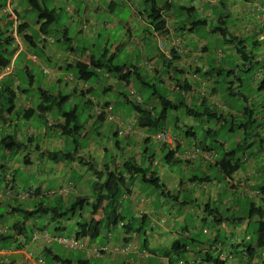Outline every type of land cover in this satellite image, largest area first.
<instances>
[{"label":"crops","instance_id":"obj_1","mask_svg":"<svg viewBox=\"0 0 264 264\" xmlns=\"http://www.w3.org/2000/svg\"><path fill=\"white\" fill-rule=\"evenodd\" d=\"M104 1L105 0H100L95 5L94 10H100L101 3ZM108 1L112 3L111 0ZM24 3L23 0H0V29L2 33H5L7 23H11V27L8 29L10 31L7 34H11L13 31V14L19 18L21 23H26V20L19 15V12L25 11V9L20 10ZM218 6L223 8V15H215L214 9ZM158 7L162 13V20H164V31H155L151 21L148 19L146 10L143 13H139L138 20H135V26L132 24V20H128V22L125 23L120 33V40L112 45V50H107L103 64L104 62L110 64L109 62L111 60L115 63L116 52L124 47L128 57L138 52L142 62L141 65H137L135 62H126L123 64L127 67L138 68L139 71L140 68L144 67L147 76H151V78L154 80L156 79V81L163 80L162 83L165 85L164 87H166L168 91L174 93V95L178 93L183 97L190 96L189 104H186L187 110L193 109L191 106L193 97L197 94L200 95L198 102L202 106H205V102L210 104L218 101L215 100L217 99L216 95L209 96L211 94L210 88H212L211 86L215 81L214 79H210V77H208L209 75H207L210 69L207 60L208 44L204 42L205 38L195 40L193 36L199 32L197 28L194 29L196 26L195 22L199 20L206 21V24L201 26L207 29L205 31L210 35H216L213 32V29L216 27L212 28V24H215L214 26L220 25L222 28H225L228 36L238 41H244L246 39L245 34H257L260 36L259 34L262 33L259 26H264V6L259 4V0H164ZM8 14H12V16L10 17ZM75 20L81 19L76 16ZM85 23L87 24L89 21L85 20ZM97 25L98 22H94V27L90 35H85L87 32L82 33V35L88 38L92 34H95ZM33 28L32 30H37L36 25H34ZM82 28L85 29L86 25H82ZM111 28L113 27H110V29ZM139 29H143L147 37L152 38V42L156 46V54L154 56L152 55V50H147L146 38L135 35L136 31ZM97 35V37H99V34ZM122 39L124 40L123 42H121ZM219 39L226 43V40L223 38L220 37ZM18 40L22 39L17 37L15 43L9 47L12 50V62L16 63L17 60L19 62L18 67L15 63L13 64L11 62L13 64V69L9 77L14 74L15 70H23L24 67H27L28 71L32 74V68L28 66L27 62L33 63L38 67V71H42L41 73H44L43 70H47V66L49 65L52 69L51 73H49L48 83L50 88L52 85L56 87L54 93H62L61 88L68 87L73 97H68V100L64 101L65 103L73 101L75 97H82L85 99L83 105H87L90 109L86 126L94 125L98 122L99 115L97 112H102L104 114L105 110L110 108L111 113L116 116V120L113 121L117 124L116 133L122 130L126 132V135H123L124 143L117 142L114 144L113 150L116 153V157L111 156V160L109 161L106 159V154L113 151L111 149L112 146L108 145L104 148L101 146L96 147V145L93 144L90 145L93 148H91L90 151L89 149L87 150V157L74 154L73 159L69 158L68 160H63L61 157H58L54 160V153L57 152L60 156L63 154L60 148L63 146L62 143H65V135L62 133V130L55 127L64 124L63 118L60 115H57L55 120H53L52 117L51 120H48L53 111L51 109L50 111L46 110L44 113L37 112L32 118L45 121L44 132L40 131L39 128L36 131L39 135H42L43 138V143L40 147L38 143H36L38 141H35L38 137L34 135L31 127L25 125L26 123H30L32 119L23 121L19 118L20 111L23 112L34 108L31 104L32 99H30L28 95L17 96V100H13V103L15 101L14 106L11 107L7 113L0 109V140L10 135L15 137L16 140L23 145L21 149L26 148V151L27 147H33L31 154L26 153L22 158H20L18 154L21 149L8 152L0 148V154H2V157H0V204L7 207L6 213L12 217V222L7 223L3 219L4 216L0 214V227L3 230L6 229V233H0V264H27L26 255L28 253H31L34 257H42L47 264H52L54 261H57L55 256H60L54 249L55 245L59 246L62 251H67V253L71 252L56 243L46 244L43 241L37 243L30 241L33 231H44L45 229H38L32 226L28 234L25 224L30 223L32 225L33 222H36L35 218L39 217L41 214L37 217L27 219L25 222L24 220H16L15 218L18 216L24 218V212H31L38 209L35 208V206L42 203L45 197H47L48 206L54 211L53 216L56 217H61L59 205H62L64 212L72 205L69 204L67 200L71 198L73 193H75V201L81 197H88V205L84 207L82 212H74L72 215L66 213L65 217L58 218L57 220L59 226L55 230L63 231L64 226L62 223L68 221L74 227V235L70 237H75L79 231L78 224L84 221L88 222L91 219L93 206L97 203L95 199L96 190L93 184L97 183L96 187L99 188L105 180L106 172L112 170L121 173L123 179V191L117 211L120 216L123 217V220L119 222L121 226L109 228L102 227L106 231L105 235L101 234V228L100 234L95 240H89L87 237L85 239L88 240L89 246H104L107 244L117 246L129 245L132 252L127 255L107 254L102 256V258L96 259L88 258L83 251H78L81 254V258H79V256L73 258H63L60 256L63 261L67 260V263L64 264H212L208 261L209 258H218L225 264H264V244L261 247L257 245V236H255L253 240L250 237H245L246 239L250 238V243L245 241L244 236L247 235L245 234L247 231L245 219L240 216L231 218L224 217L223 211L212 207L213 202L217 204L224 190L225 192L227 191V194L228 191H230L231 197L228 199L225 194L224 201L221 202L222 206H229L228 203L232 201L231 199L235 201V197L239 200L250 198L259 201L261 203L260 205H256L255 203L252 204H255V207H261L263 209L261 214L263 219H260V213L256 211L252 217L248 216L247 222L254 223L258 227L260 221H264V188L260 190V187H264V181L260 179L264 166V143L261 144L260 147L256 145L254 150L251 149L249 155L241 157V169L235 172L228 180L225 179V176L219 171L218 167H215V163L219 158L218 156L214 162H209L202 157H197L195 159L200 160L204 175H189L185 182L179 180L177 177H173V173H171L169 179L167 175H165V179V168L162 166L161 169L156 172L154 166H158V164L154 162V158L149 159L147 153L146 147L153 139L154 133H151L147 129L138 128L135 121V112L133 111L128 118L122 106V104H129V96L135 93V78L132 77L127 83L121 82L117 76H112V79L110 74H108L107 67L103 65L102 73L99 72V76L95 78L100 81L95 85L87 83L88 87L83 89V84L80 81L76 80L73 83H69L66 80V77L69 76L64 74L73 68L72 66L75 62H82L84 64L92 62L93 55L87 52V48H82L79 53L73 47L62 50L54 47L55 43L49 44L43 42L40 40L39 36L33 39L37 48L29 44L20 48L21 43L18 42ZM64 41L70 42V39L67 38L64 39ZM159 42L163 43L169 51L172 50L176 52L178 60L173 61L172 66H167L162 56L163 54L158 49ZM174 42L179 43V48L175 49L172 47ZM256 42L257 41L254 40V45L257 46ZM224 46L225 49L217 51L218 56L222 55V59L223 54L226 52L228 57L236 56V59L240 60L238 64H241V59L233 48V45H227L226 43ZM37 49H42L41 57L43 60L39 59L40 56H38V53L37 55L34 53ZM30 55H35L37 60L35 62L31 61L29 59ZM110 57L111 60L109 61L108 59ZM12 64H10V66H12ZM174 66L178 67V70H181L179 72H184L185 74H183L186 75L187 78L191 76L194 82L192 84L193 86L195 85L194 88H191V85H189L190 87L186 92L185 88L187 83L184 88L175 80V77H169V74H178L177 71L174 70ZM220 66L219 64L216 65V67ZM104 71L106 73H104ZM163 71H166L167 74L163 75ZM100 74H102V76H100ZM201 74H203V79L201 78ZM31 76L34 82V73ZM255 76V82L260 83L263 76L260 77L259 74ZM162 77L164 79L167 78L166 83ZM15 78L16 77L13 79L10 78L12 81L11 88L18 85V80ZM6 79L7 77L4 78L0 76V85H2L4 81L6 84ZM106 79L108 80L107 82ZM102 81L104 82L103 86H101ZM33 82L31 83V81H29V85H33ZM258 86L259 84L257 83V87ZM98 89L101 90V94H110L113 91L117 94L115 98L112 96L113 101H99L92 96L93 92ZM169 98L172 99V97ZM3 102L4 99L0 97V103L2 105ZM220 103L222 102L220 101ZM262 111H264V108ZM230 112L227 114H231L233 118L238 120L242 118L240 113L235 111ZM178 113L179 111L170 114L174 124L173 126H169L168 130L165 128V132L169 133L172 138H175L176 145L171 149L174 150L178 145V147L175 148L176 153L174 157L176 160H179L180 163H174L172 159L168 158L169 161L165 160V164L171 166L183 163L185 166L191 167L195 160L190 162L187 160L185 161L183 156L185 152L192 150L194 147L203 149L206 145L202 143L198 147V145L191 143V139L193 140L196 138L195 133L192 132L193 128L197 126L198 117H190L188 115L187 118L185 117L182 126H180L181 117L178 116ZM225 113L226 109H224V114ZM202 116L208 117L206 113H203ZM106 120H108L107 117ZM106 120H104V122H106ZM20 124L23 126L22 128H20ZM182 127L186 130L185 134L181 130ZM257 128L259 132H262L258 133V135L264 138V125H259ZM47 129H50L52 133L53 131L55 132L52 135L53 138H50V136L47 137ZM204 131L205 133L210 132V128L206 127ZM183 134L187 141L189 140L188 144L187 141L183 140ZM188 135H193V138L189 139ZM159 150L165 151L164 146L160 145ZM212 151L214 152L212 149L208 152ZM80 152L85 154V150H81ZM91 152H93L94 158L90 155ZM140 153L142 155L141 157ZM17 157L18 159H16ZM147 158L148 161L146 160ZM130 159H134L136 165L139 166L144 164L142 162L143 160H146L148 164H144V168H149L151 172L154 171L157 174L162 188L155 189L153 186L145 185L137 179V175H130L128 172L123 171V165ZM207 168L209 170H207ZM20 169H23L25 173H32L34 171L38 177L46 175L49 181L53 180L58 183V190L69 185H72L73 188L71 192L66 195L67 197L51 196L50 194L53 193L52 191L48 192V196L45 195L44 197L40 195L41 192H39L38 196L36 195L22 202L16 198L7 197L5 190L8 187H13V190L17 193L16 190L19 181L16 174ZM73 169L78 171L81 176V183L78 184V188L69 180V176ZM213 169L218 171L219 175L226 181L225 184L211 179V172L209 173V171ZM96 173L100 174L101 177L96 176ZM196 186L197 189L195 188ZM223 188L225 189L223 190ZM187 193H193L194 200L191 201L186 199L188 195L185 194ZM41 197H43V199H40ZM53 197H56V200L59 199L57 202L60 203H54ZM234 209L233 212H237V206ZM230 211L231 208L229 206L224 212H228L227 214H229ZM50 213H52V211L46 215L51 219L53 216H51ZM127 215L130 217L127 218ZM93 217L95 220H100L102 217V206L98 208L97 213ZM18 221L24 222L23 227L25 228V232L21 235H17L19 226L15 229ZM177 224H179L178 228H176ZM209 226L211 227L209 228ZM240 226H242V228H240ZM244 226H246V229H244ZM198 228H200L201 234L208 236L206 240L200 238L197 232ZM114 230H117L116 234L113 233ZM141 232L144 236V243L139 244L134 242L133 236H138ZM257 232L258 231L255 230L256 234ZM223 235L224 237L221 241L220 237ZM230 237H234L236 242H234V239L230 241ZM97 239H99V241ZM135 251H138L139 255L136 254Z\"/></svg>","mask_w":264,"mask_h":264},{"label":"rangeland","instance_id":"obj_2","mask_svg":"<svg viewBox=\"0 0 264 264\" xmlns=\"http://www.w3.org/2000/svg\"><path fill=\"white\" fill-rule=\"evenodd\" d=\"M47 4L50 5V7L56 8L57 11H59V20L57 21V23L54 25V27H52V30L50 31V35L51 38L55 41L54 47L58 48V49H62V50H67L70 47H73L74 49H76V51L79 53L81 51L82 48H87V50H89V53L91 55H94L98 58L101 57L103 51L106 50H112V45H114L115 43H117L120 40V33L123 29V26L125 25V23L128 22V20H132V24L135 26V20H138V14L139 13H143L145 10H148V6H146L142 0H111L112 3H110L108 0H105L104 2L101 3L100 6V10L95 11L94 7L95 5L100 1V0H46ZM164 0H156L157 4L160 5ZM259 4L261 6H264V0H259ZM87 6V7H86ZM24 10L27 9V5L26 3L23 4L22 8H20V10ZM68 9V10H67ZM86 9V11H85ZM19 10V11H20ZM215 10V15L217 16L218 14H224V10L221 6H218L217 8L214 9ZM20 17L24 18L26 20L27 23L30 24L31 29H34L33 26L35 25L34 23L37 21V16L35 13L29 11L28 9L26 11H21L19 12ZM78 16L79 19L81 20H75V17ZM185 17V16H184ZM85 20H88L89 23H85ZM94 22H98L97 25V31L95 32V34H92L90 37L85 38V36L82 35V33L89 34L92 33V29L94 27ZM84 23V24H83ZM105 24V25H104ZM82 25H86V28L83 29ZM215 24H212V28L213 27H217L214 26ZM8 29H10L11 27V23L10 25H8ZM110 27H113L110 29ZM63 28H67V38L70 39L69 41H64V34H63ZM260 31H262L261 34H259L260 36H258L257 34H245L246 39L244 40L245 45L247 46V50H252L253 54L256 55L255 60L252 61L250 60V63L252 64L251 69L249 71H245V69H243V67H241L240 65H238V68H235V74L237 75V77L239 76L242 79V86L241 87H237L238 84L236 82H234V84H230V82L234 79V78H230L228 79L227 76L224 78L223 76H221L219 78V83L215 86V88L218 89V97L215 100L218 105H221L222 103H220L219 100H223L225 102V104L227 106H239L241 107L242 101H239L238 98L235 97H229L228 94L229 93H235L237 91H239L241 94H244L247 96L248 98V105L253 107H249L253 109V119L256 121V124H261L264 123V111H262V108L264 107V93H259L258 91H256L257 88V83L259 82H255V78H256V74H259L260 77H262L264 75V26H259ZM199 32L194 34V38L195 40H201L204 39V42H206L208 44V66L209 67H214L217 64L221 65V66H225V67H235V65H237L240 60L236 59L237 57H228L227 53L225 52V54H223V58L221 59V56H218L217 51L221 50V49H225L224 45H226V43H224L221 39H219V35H210L208 33H206L205 28L200 27L198 28ZM32 33L34 34H38L36 31L31 30ZM99 34V37H97ZM135 35L142 37V38H146V43H147V50H152V55L154 56L156 54L155 51V44L152 42V38L151 37H147L146 32L143 31V29H139L138 31H136ZM110 39V41H109ZM254 40L258 41V47H256L254 45ZM109 41V42H108ZM124 40L122 39L121 42H123ZM19 42H23V41H19ZM108 43V44H107ZM230 43V42H229ZM25 46L27 43H23ZM206 44V45H207ZM228 45V43H227ZM228 48V47H227ZM233 48L235 49V44H233ZM10 52H8V54H5V56L11 60L12 62V50L11 48H9ZM116 58H115V63L117 64H123V63H131V62H135L137 65H141V58L139 57L138 52H135L134 54H132L130 57L127 56V54L125 53V49L124 47L121 48L118 52H116ZM39 56L41 57L42 55L39 54ZM39 59L43 60L42 57ZM254 62H257V64H255ZM13 64L15 62H12ZM28 63V66L30 68H32V74L34 73V82L33 85H29L28 83V79L26 78V75L24 73L23 70H15L14 74L10 77L11 79L14 78V76L17 79H20L21 82V87L22 89H27V95L30 99H32V106L35 108L37 107L41 101L42 98L40 96L39 90H45L49 93H54L56 91V87L54 85L51 86V88L49 87V73H51V67L48 65L47 66V73L48 74H44L41 73L42 71H38V67H36L33 63ZM47 63V62H46ZM243 63V62H241ZM13 64H12V69H13ZM18 60L16 61L15 65L18 67ZM248 65V64H247ZM140 73L144 76L146 82L150 83V84H154L155 87H146V86H142L141 84L135 82V93H137L135 96L140 98L142 100V103L144 105H149V106H154L157 109L160 108L159 105V99H157L156 94H161V95H165V96H170L172 97V99H174L176 102H181V101H185L186 104H189V100H190V96H186L183 97L182 95H179L177 93V95H174V93L168 91L166 89V87H164V84H160L156 81V79L154 80L153 78H151V76H147V72L144 69V67L140 68ZM163 75H166L167 72L163 71L162 72ZM64 75L67 76H73L76 78V70L75 69H71L68 72H66ZM201 78L203 79V74H201ZM100 76H102V74H100ZM114 75H110V77L113 79ZM168 77V76H167ZM169 77H175V79L177 80V82L179 84H181V86H185L186 84V88L185 91H188L189 85H191V88H194L195 85L193 86L192 83L193 80L191 79V76L187 78L186 75H181V74H174L170 75ZM162 79H164L162 77ZM225 79V80H223ZM192 80V82H191ZM99 79H93L92 81H89L88 83H90L91 85H95L99 82ZM108 80L106 79V82ZM167 78L164 79V82L166 83ZM105 82V80H104ZM104 82L102 81L101 86L104 85ZM174 82V81H173ZM190 83V84H189ZM189 84V85H188ZM233 86V91L231 92L230 89ZM118 88V87H117ZM197 90V89H195ZM118 91V90H116ZM61 92L63 95H67L70 98H72L73 96H71V92L69 90L68 87H62L61 88ZM210 93H211V89H210ZM116 92L113 91L110 94H101V90H97L95 92H93L92 96L99 100V101H113L112 100V96L115 98L116 96ZM214 95V94H210L209 96ZM200 95L197 94L195 97H193V102H192V108L195 109V111L199 114L203 113L204 107L202 105L199 104L198 100H199ZM133 97L129 96V101H133ZM221 100V101H222ZM85 102V99L82 97H75L73 98V101H68L64 104H62L61 106H57V105H53L52 106V112L50 114V117L48 118V120H51V117L53 118V120L56 119L57 115H59L61 113V111L63 112H67L69 110H71L73 107H75V105L77 106V111L79 114V123L82 125V129L80 130L79 135L76 136H72V135H68L66 137H64L65 143L63 142V146L60 148L61 151H63V153H72V154H77V155H83V157H87V150L89 149V151L91 150L90 145H96V147H107L108 145H111V149L113 150L114 148V144L119 142V143H124V137L123 135L118 134L117 132V136L115 135L116 131H117V124L115 122H109L106 121L104 123H97L94 125H89L86 126L87 121H88V117H89V113H90V109L88 108L87 105H83V103ZM46 105H48V103H46ZM123 109L125 111V115L126 117H130V114L133 113L132 107L130 106V104H122ZM243 106L246 107L247 105L245 103H243ZM218 107V106H217ZM215 107L214 109L212 107L211 110H214L215 112L219 113V109L220 107ZM210 109V108H208ZM251 109V110H252ZM186 109L185 108H180L179 110V115L181 117L180 119V126H182V123H184V119L185 117L187 118L186 115ZM258 118V119H257ZM197 126H195L193 128V132L196 135V138H194L193 140L191 139V143L198 145H201L202 143H205L206 146L210 147L211 149H213L216 154H218L217 156L220 158L223 155V151H220L219 149H216L215 146H217L216 142L222 143L224 144L226 147L231 148L232 145H234L236 142H238L239 144H244L245 140L248 139L247 135L251 136L254 133V126L249 127V129L246 131L247 135L245 132L234 129L233 132H230L228 127L226 128H221L215 120L213 119H207L204 116H200L197 118ZM249 115H247L246 120H249ZM52 120V121H53ZM239 122V121H237ZM45 121L38 119V118H34L30 121V123H26V126L31 127L34 135H36L38 138L35 141H38L36 143H38V145L41 147L42 146V135H39L37 131V129L39 128L40 131L44 132V128H45ZM174 121L171 120V117L169 115L167 123H166V130H168L169 126H173ZM23 126L20 124V128H22ZM212 128L213 130H215L216 134L214 136L211 137H207L206 133H205V128ZM48 133H47V137L50 136V138H53V133H55L53 131H50V129H47ZM85 130L87 132V137L83 138L82 134L84 133ZM183 131V133L185 134V129L184 127H182L181 129ZM151 133H153L154 131H150ZM72 133V130H71ZM155 133V132H154ZM159 133V132H157ZM156 133V134H157ZM262 133V132H259ZM154 134L153 137L156 135ZM184 134L183 136V140L187 141V139L185 138ZM252 141V140H249ZM189 143V140L187 141V144ZM160 143H158L154 138L150 141V143L147 145V153L148 156L151 158H154V162L156 164H158V166H154L155 171H159L161 169V167L163 166L165 168V172L164 176L167 175L168 179L170 177V174L173 173V177H177L179 180L182 181H187L188 176H193V175H198L201 176L203 174L202 172V167H201V163L200 160L197 159L194 161L193 166L191 167H187L185 166L183 163L180 165H171V166H167V164H165V158H166V151H160L159 147H160ZM260 146V142L258 140H256L255 145L253 146V150L255 149V146ZM32 148L33 147H27V150L25 151L26 148L21 149L18 154L19 157L22 158L25 156V154H31L32 152ZM240 148L242 149V147L240 146ZM240 149V150H241ZM81 150H85V154H82V152H80ZM240 150L237 151L236 155L237 157H240ZM17 153V152H16ZM142 153V152H141ZM140 153V157L142 156ZM92 156V158H94L93 152H91L90 154ZM17 156V155H16ZM111 156L116 157V153L114 152V150L111 152H108L106 154V159L109 161L111 160ZM0 157H2V154H0ZM218 158V160H219ZM18 159V157L16 158ZM217 159V158H216ZM141 160V158H140ZM217 160V161H218ZM1 161V160H0ZM145 165H147V161L143 160L142 161ZM207 170H209L207 168ZM19 172H17L16 176L17 179L19 181V185L17 188V193H28V192H33V190L39 189L41 192V195L46 194L50 191L52 192H57L58 191V183L56 181H49L48 177L45 176H40L38 177L36 175V173L33 171L32 173H25V171L22 169L18 170ZM211 172V173H210ZM162 173V170H161ZM210 175H211V179L213 180H217L219 182H221L222 184H225V180L222 178L221 175H219L218 171H216V169H213L212 171H209ZM204 175V174H203ZM80 178L81 176L79 175V172L76 171L75 169L72 170V173L69 176V180L78 188V184H80ZM53 179V178H52ZM138 180H140L139 176L137 178ZM166 179V176H165ZM262 181H264V174H261V178ZM195 186V185H194ZM148 187V186H147ZM144 188V186H143ZM142 188V189H143ZM146 188V187H145ZM197 189V186L195 187ZM151 189V188H150ZM195 189V190H196ZM225 188H223L224 190ZM222 193V192H221ZM54 193H51L50 195L53 196ZM193 193H187L185 195H188V197L186 199L188 200H194V197L192 195ZM225 194L227 195L226 198H230L231 196V192L227 191L221 194L220 199L218 200L217 204L215 202L212 203V207L213 208H217L220 211H223V216L224 217H234V216H240L243 219H245V224L247 225V231L244 236V238L246 237H250L252 240L255 238L256 233L255 230L258 229L257 225L254 223H248L247 219H248V213L250 211V206L251 203H255L256 205H260L261 203L259 201L256 200H252L250 198H246V199H237L235 197V201H233L234 199H231L232 201H230V203H228V205L231 208V211L229 212V214H227L228 212H224L226 211V208H228L229 206H222L221 202L224 201L225 198ZM48 196V194H47ZM55 196H60V195H55ZM62 197V196H61ZM67 197V196H66ZM47 197H45L43 199L44 203H47L48 200L46 199ZM75 193H73L71 195V198H69L67 200V202L69 204H72L75 200ZM54 200V203H59L56 200V197L52 198ZM19 201H21L20 199H17ZM38 200V199H37ZM27 201V200H26ZM201 201V200H200ZM22 202V201H21ZM26 204V203H25ZM237 206V212H233V210H235L234 208ZM200 206V205H199ZM7 207L3 204H0V214H2L4 216V220L7 223H11V215H7ZM130 215V214H129ZM127 215L126 217L129 218L130 216ZM229 215V216H228ZM70 218V217H69ZM16 220H21L23 221V217L18 216L15 218ZM36 222H33L32 225L29 224H25L26 226V230L29 234V230L31 229L32 226L38 228V229H45L47 230V232L49 234H53L52 236H62V237H70L72 235H74V227L73 225H71L68 221H65L63 224L64 226V230L60 231V230H55L56 228H58L59 224L57 221H53L52 219H50L47 215H40L39 217L35 218ZM148 227V226H146ZM179 227V224H177V227ZM211 226H209L210 228ZM240 228H242V226H240ZM232 229V228H231ZM244 229H246V226H244ZM117 230H114L113 233L116 234ZM197 232L200 235V238L203 240H206L208 238L207 235L201 234V230L200 228H198ZM101 234H106L105 229L102 228L101 230ZM224 235L220 237L221 241L223 239ZM245 241L247 243H250V238L246 239ZM100 239V238H99ZM99 239H97L99 241ZM230 241L231 239H234V242H236V239L233 238H229ZM133 241L137 242L139 244H143L144 243V236L143 233L141 232V234H139L138 236H133ZM108 246H115V245H110L107 244ZM54 249L56 251V253L60 256L64 257H76L79 256V258H81V254L78 251H71L69 253H67V251H62V249L55 245ZM68 254V255H67ZM102 258V257H101ZM97 259V258H96ZM95 262V261H94Z\"/></svg>","mask_w":264,"mask_h":264},{"label":"trees","instance_id":"obj_3","mask_svg":"<svg viewBox=\"0 0 264 264\" xmlns=\"http://www.w3.org/2000/svg\"><path fill=\"white\" fill-rule=\"evenodd\" d=\"M23 1L26 3L27 9L35 13L37 16V21L34 24L37 26V30L35 31L38 34L31 33L32 29H30L31 28L30 24L27 22L21 23L19 18L15 14H13L16 17V21L19 22L15 30L16 36L22 39L23 42L29 44L30 46L33 45L32 47H36V44H34L33 39H36L39 35L49 37L53 41L51 43L49 42V44H54L55 41L51 38L50 31L52 30V27H54V25L59 20V11H57L56 8L50 7V5L47 4L46 0H23ZM142 1L146 6H148L147 16H148V19L151 21V24L154 27L155 31L156 32L164 31V20H162V13L158 7L156 0H142ZM27 9H25V11ZM9 16L11 17L12 15L10 14ZM13 22L14 21H12V24ZM195 24L196 26L194 27V29L196 28L198 29L202 27L201 25L206 24V21L199 20V21H196ZM8 25H10V23L6 24L5 33H2L0 29V76L5 75L4 70L8 66H10V64H12L11 60H9L5 56V54H8V52H10L9 47L13 43H15V38L13 37L12 32L11 34H7L10 31L8 30L9 28ZM62 31L64 34L63 38L67 39V36H66L67 28H63ZM213 32L214 34L219 35L221 38L226 40V43L232 44V45L235 44V51L239 55L241 62H243L241 64L235 65V67H232V68L225 67V66L210 67L207 75H209L208 77H210V79H214L215 81V83L212 84L211 86L212 88H210L211 94H214L218 97V89L215 88V86L219 83V78L223 75L225 77L227 76L228 79L234 78L230 82V84L233 85L234 82H236L238 84L237 87H241L243 81L239 76L237 77L234 69L238 68L239 67L238 65H240L241 67H243V69H245V71H249L252 66V64L250 63V60L254 61L256 55L253 54L251 49L247 50V46L245 45L244 41H238L235 38L228 36L227 30H225V28H222L220 25L214 28ZM256 43H257V46L256 45L255 46L258 47L259 45L258 41ZM41 50L37 49L34 51V53L36 55L38 53V56H39V54H41ZM171 51H170V54L172 57L171 59H167L164 57V55H162L164 57L165 62L167 63V66H172L173 61L178 60L176 52L175 51L171 52ZM87 52H89V50H87ZM106 53H107V50L105 49L100 58L93 55L92 62H89L88 64H84L82 62H75L72 66L73 67L72 69L76 70V78L75 77L74 78L78 81H81L87 84L89 81H92L93 79L99 76V72L102 71V67L104 65L107 67L108 74L117 76L121 82L127 83V81H129L133 77L135 78V81L141 84L142 86H147L148 88L155 87L154 84H150L146 82L144 76L140 73L138 68H131V67H127L125 64L113 63V61L111 60V57L108 59L109 61L111 60L109 62L110 64H107L105 62L103 64ZM254 63L257 64V62H254ZM174 68H175L174 70L177 71L178 74H181V75L185 74L184 72H183L184 74L179 72L181 70H178V67L174 66ZM23 70L26 75V78L28 79V83L29 81H31L32 83L33 77L31 76L32 74L28 71V68L24 67ZM104 73L106 72L104 71ZM11 74L12 72L10 74H7L6 76H3L4 78L7 77L6 84L4 81V83L2 82L3 84L0 85V97L4 99L3 105L0 103V109L1 111H5L6 113L10 110L11 107L14 106L15 101L13 103V100H17V96L27 95V89L26 90L22 89L20 79L15 78L18 80V85H16L14 88L10 87L12 85V81L9 77ZM157 82L160 84H163L162 83L163 80H159ZM258 84L259 86L256 88V91H258L259 93H264V75H263V78L261 79V82ZM230 91L231 92L233 91V86L230 89ZM39 93H40V96L43 97L41 103L35 108H31L23 112L20 111L19 112L20 120L29 121L35 116L37 112L44 113L46 110L50 111L53 105L61 106L62 104L65 103L64 102L65 100H68V97H69V96H64L62 93H49L42 89L39 90ZM156 96H157V99H159V105H160L159 109H157L156 107L152 105L151 106L144 105L141 99H140L141 101L137 102L133 96L132 97L134 100L131 102L129 101V104L132 107V110L136 114V119H135L136 126L140 129H147L148 131H154L155 132V133L153 132L154 134H156L157 132H163V131L165 132V128H166L165 126H166L169 115L172 112L174 113L178 112L180 108H185L186 115L187 116L189 115L190 117H200L203 115V113H206L208 117H205V118L209 120L210 119L215 120L216 123L220 125L221 128L228 127L230 132H233L234 129H237V130H240L246 133L249 127L254 126L255 130L251 136L247 135L246 133L248 139L245 140L244 144H239L238 142H236L234 145H232L231 148H229L230 146L226 147L224 144L216 142L217 143V146H215L216 149L223 151V155L219 158L218 161H216L215 159L216 161L215 167H218L219 171L225 176L226 180L230 179L235 172L241 169V165H242L241 157H244L246 155H249V153H251V149L255 145L256 140L260 142V146L261 144L264 143V138L258 135L259 130H257L258 129L257 127L259 125H264V123H261L259 125L256 124V121L253 119V109L249 108V107H253V105L252 106L248 105L247 96L244 94H241L239 91L235 93H229L228 96L238 98L239 101H242L241 107L236 106L234 104L233 106L229 107L225 104V102L222 99H221L222 101L220 100L222 102L221 106L218 105L217 102H213L210 104H208V102H205L204 104L205 106H203L204 107L203 113L200 115H198L199 113H197L194 108L191 110L190 109L187 110V106L184 100L181 102H176L174 99H170L169 98L170 96L168 97L165 95H161L160 93L156 94ZM46 103H48V105H46ZM243 103H245L247 106L244 107ZM214 106L220 107V108L217 107L219 109V113L215 112L214 110H211L212 107L214 109ZM224 109H226L225 114H224ZM230 111H235V112L240 113L242 115V118L239 120L233 118V116L231 115L232 113ZM229 112L231 114H227ZM59 115L63 118L64 124L58 125L55 127L57 129L62 130V133L65 135L64 137L68 135H72V136L79 135L80 130L82 129V125L79 123L80 119H79V114H78L76 105L75 107H73L71 110L67 112L61 111ZM247 115H249V118H250L249 120H246ZM106 117L107 116L105 115V113L100 114L98 116L99 120L97 123H104V120H106ZM109 122H113V121H109ZM71 130H72V133H71ZM83 131L84 133L82 134V137L86 138L87 132L85 130ZM120 131L122 130H119L118 134ZM206 134H207L206 135L207 137H211V136H214L216 132L215 130L210 128V132H207ZM115 135L117 136V133H115ZM193 135L192 136L188 135L189 139L193 138ZM249 140H252V141H249ZM173 144L176 145L175 140ZM162 145L164 146L165 151L167 152L165 160L169 161L168 158H170L172 159V161H174V163H180V161L176 160L174 157L176 153L175 148H177L178 145L174 148V150L171 149L173 146H170L168 144H162ZM240 146L242 147V149L240 148ZM22 147L23 145L19 141H17L15 137L10 136V135H7L1 138L0 140V148L8 152L17 151L21 149ZM203 149H206V150H203ZM203 149L201 150L203 151L211 150V148L208 146H205V148ZM239 150L241 152L239 155L240 157H237L236 153ZM217 155L218 154H216V158H217ZM53 156L55 157L54 160H56L58 157H61L63 160H68L69 158L73 159L74 154L63 153L60 156V154L56 152L53 154ZM150 158L151 156L149 157V159ZM146 160L148 161V158ZM143 165L141 166L136 165L135 160L130 159L123 165L122 170L128 172L130 175L140 176L141 183L145 185L153 186L155 189L162 188V185L160 183V180L157 174L154 171L151 172L149 168H144ZM262 173L264 174V166L262 168ZM95 175L98 177L99 176L101 177L100 174L96 173ZM122 181L123 179H122L121 173L117 172L116 170H112V171L106 172L105 180L102 183V185L99 186V188L96 187L97 183L93 184V187L96 190L95 199L97 203L93 206L91 219L88 222L84 221L78 224L79 231L77 232L75 237L77 238L87 237L89 240H95L100 234V230L102 227L109 228V227L118 226L120 224L119 222L123 220V217L120 216V214L117 211H118V206H119V200H120V197L122 196V191H123ZM263 188L264 187H260V190H262ZM39 192L40 190L36 189V190H33L32 193L35 196L36 195L38 196ZM53 193H55L53 195L55 196L56 192H53ZM45 195H47V193L42 196L44 197ZM43 197H41L40 199H43ZM57 200L59 201V199ZM88 201H89L88 197L86 198L81 197L77 199V201L73 202L72 205H70L67 211L65 212L63 210L62 205H59L60 216L65 217L66 213H68L69 215H72L74 212H79V213L82 212L84 207L88 205ZM100 206H102V217L100 218V220H95L93 216L97 213V210ZM35 208H38V209L33 210L31 212H24L25 213L24 218H23L24 222L25 220L37 217L40 214L46 215L51 211H52V213H50L51 216L54 215L53 209L51 210V207L48 206V203H44L43 201L42 203H39L37 206H35ZM262 210L263 209L261 207H255V204L251 203L248 216L252 217V215L255 214L257 211L258 213H260V219L262 220L263 219L261 216ZM61 217L53 216V218L51 219L53 221H57L58 218H61ZM23 223L21 221H18V224H16L15 229H17V227L19 226V232L17 233V235H21L25 232ZM257 231H258L256 234L257 235V245L261 247L264 244V221H260ZM55 259L57 261H54V262H60L62 264L67 263V260L63 261V259H61L60 256H55ZM208 261L212 264H225L223 261L219 260L218 258H209Z\"/></svg>","mask_w":264,"mask_h":264},{"label":"built area","instance_id":"obj_4","mask_svg":"<svg viewBox=\"0 0 264 264\" xmlns=\"http://www.w3.org/2000/svg\"><path fill=\"white\" fill-rule=\"evenodd\" d=\"M41 40L48 41L50 43L53 42L50 38H48L46 36H41ZM21 47H22V45L20 44V48ZM172 47L175 49L179 48V43L174 42ZM158 49L164 55L165 58H167V59L172 58L170 51L168 49H166V47L164 46L163 43H161V42L158 43ZM29 59L33 62H35L37 60L35 55H30ZM11 72H12L11 66H8L4 70V74H9ZM43 72L47 73L46 70H43ZM66 80L69 83H73L75 81V79L72 76L66 77ZM82 84H83V88L87 87L86 84H84V83H82ZM132 96L136 99L137 102L141 101L140 98L135 96V93H132ZM101 113L102 112H97L98 115H100ZM104 113L106 114L108 121L116 120V116L111 113L110 108H107ZM119 134L120 135H126V132L120 131ZM154 139L160 144H168L170 146L175 145V144H173L174 139L172 138V136L169 133L164 132V131L157 133L154 136ZM183 156H184V159L187 161H193L197 157H202L203 159H205L209 162H214L216 159V154H214L213 152L203 151V150L196 148V147L192 148V150H190V151L185 152V154ZM71 188L72 187L70 185L65 187V188H62L56 192V195H60V196L64 197L69 193ZM5 194L7 197L20 199L21 201H25V200L30 199V198L35 196L32 192L18 194L13 190L12 187L6 188ZM118 226H121V224H119ZM0 233H6V229L3 230L0 227ZM30 241L33 243L43 241L46 244L56 243L68 251H83L85 253L86 257H88V258H100V257L107 255V254L127 255V254L132 252V249H131V247H129V245H125V246L124 245L123 246H117V245H115V246H108V245L89 246L88 240L85 238L52 236L51 234H49L45 230L44 231H42V230L41 231L40 230L33 231L31 233ZM135 253L139 255L138 251H135ZM26 260H27V264H47L46 261L44 260V258L34 257L31 253H28L26 255ZM52 264H61V263L60 262H53Z\"/></svg>","mask_w":264,"mask_h":264},{"label":"clouds","instance_id":"obj_5","mask_svg":"<svg viewBox=\"0 0 264 264\" xmlns=\"http://www.w3.org/2000/svg\"><path fill=\"white\" fill-rule=\"evenodd\" d=\"M8 15H10V14H8ZM11 15H12V14H11ZM12 21H14V22H13V31H12L13 34H12V35H13V37H14L15 40H16L17 36H16V31H15V30H16L17 24H18L19 22L16 21V17H15V16H14V19H12ZM41 36H42V35H39L40 40H41ZM48 38H49V37H48ZM19 41H20V40H18V42H19ZM21 41H22V40H21ZM42 41H43V40H42ZM43 42H47V43H49L48 41H43ZM20 43H21L22 48H23V45H24L23 43H24V42H20ZM11 67H12V66H11ZM9 74H10V73H9ZM5 75H7V74H5ZM5 75H2V76H5ZM72 77H73V76H72ZM73 78H74V77H73ZM74 79H75V78H74ZM75 81H76V79H75ZM75 81H74V82H75ZM80 82H81V81H80ZM81 83H83V82H81ZM84 84H85V83H84ZM86 85H87V84H86ZM87 87H88V86H87ZM87 87H86V88H87ZM86 88H83V89H86ZM153 138H154V137H153ZM161 145H162V144H161ZM196 148H197V147H196ZM70 186L73 188L72 185H70ZM12 188H13V187H12ZM72 188H71V190H72ZM59 190H60V189H59ZM71 190L69 191V193L71 192ZM69 193H68V194H69ZM53 195H54V194H53Z\"/></svg>","mask_w":264,"mask_h":264}]
</instances>
